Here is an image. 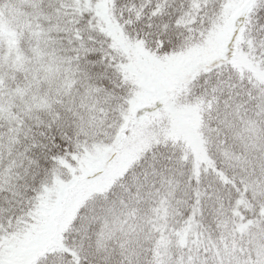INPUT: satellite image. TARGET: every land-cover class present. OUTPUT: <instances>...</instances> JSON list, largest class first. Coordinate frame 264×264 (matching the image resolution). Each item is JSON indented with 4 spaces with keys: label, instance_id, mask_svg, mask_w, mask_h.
Returning a JSON list of instances; mask_svg holds the SVG:
<instances>
[{
    "label": "snow or ice",
    "instance_id": "1",
    "mask_svg": "<svg viewBox=\"0 0 264 264\" xmlns=\"http://www.w3.org/2000/svg\"><path fill=\"white\" fill-rule=\"evenodd\" d=\"M0 264H264V0H0Z\"/></svg>",
    "mask_w": 264,
    "mask_h": 264
}]
</instances>
